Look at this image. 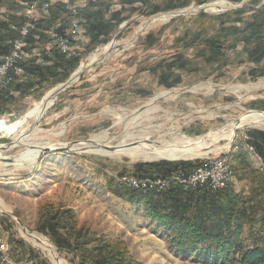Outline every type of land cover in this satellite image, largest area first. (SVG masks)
Masks as SVG:
<instances>
[{
  "label": "rangeland",
  "instance_id": "374dc122",
  "mask_svg": "<svg viewBox=\"0 0 264 264\" xmlns=\"http://www.w3.org/2000/svg\"><path fill=\"white\" fill-rule=\"evenodd\" d=\"M76 1L79 0H71V4L74 5ZM118 1L113 4V9H121L117 5ZM197 1L193 0L186 8L151 17L136 12L130 20L133 24L126 30L123 25L127 23L122 24L120 29L124 31L115 35L107 44L118 46L75 81L74 74L80 66L106 45L86 56L90 43L79 45L82 46L80 48L73 45V53L77 50V56L83 55V59L64 84L48 89L40 100L35 98L36 95L26 97L18 101L10 113L0 115V148L10 144L12 147L2 151V157L24 160L12 164L0 162V210L9 215L0 214V236L8 243L10 239L23 241L27 246V255L32 250L36 252L35 258L30 259L28 256L19 263L53 264L49 254L29 240L22 227L27 233L48 240L56 248L49 237L38 231V227L47 210L62 208L73 212L74 222L78 227L84 228L86 234L100 233L102 237L123 241L135 264H203L178 255L170 246L163 228L146 217L142 206H132L127 199L115 197L117 191L131 189L120 179L127 177L154 181L168 179L177 172L186 175L177 170L167 177H156L144 171H136V167L208 162L230 153L234 147L247 150V146H250V139H245L247 131L264 132V124L238 130L231 142L220 140L207 145L200 150L201 158L190 161H133L127 156L95 153L96 150L102 151L103 146L116 148L112 152L108 151L114 153L130 143L132 146L147 142L170 144L181 137L192 141L217 134L250 111L264 112V78L248 80L245 75L247 65L244 64L225 68L205 65L196 57L195 49L184 51L195 69L193 73L184 76L181 85L165 89L157 84L152 68L182 50L185 41L181 37L195 36L203 26L208 31H215L217 25L214 17L241 9L250 2L247 0L241 6L242 2L225 0L230 4L229 8L209 9L211 4L220 0L206 1L202 5H198ZM260 1L264 4V0ZM11 3L12 0H0V23H7L0 30L7 46L13 36L10 26L15 25H8L7 20L12 17L15 20L13 22L19 25L25 10L21 11L17 5L9 6ZM200 13L207 15L201 19L203 25L198 19ZM167 14L171 16L165 20L159 18ZM54 15L52 12L48 24L57 22L54 21ZM124 15L127 16V13ZM41 29L46 31L45 27ZM149 35L153 38L147 39ZM222 73L224 76H220ZM71 79L72 82L68 83ZM68 84L69 88L62 90L54 105L39 122H35L32 113L36 105L51 91ZM27 136L29 145L14 146L18 139ZM95 137H100L102 143L100 141L98 146H87V142L95 143ZM145 139L148 141H144ZM228 143L229 148L223 150ZM66 147L69 152L41 154L43 148ZM246 152L250 155L253 167L264 172V160L255 148L253 154ZM257 183L259 180L254 182L249 174L244 181L234 177L232 187L235 191H243L248 195L252 186ZM175 186L177 185L169 188ZM110 187H113L112 192ZM137 191L151 192L142 189ZM251 212L253 219L262 216L261 208H254ZM12 215L21 225L12 219ZM240 243L245 248H264V234L257 227L245 225ZM55 252L57 254L56 249ZM58 256L64 264H77L71 261L70 256ZM12 258H15L14 254Z\"/></svg>",
  "mask_w": 264,
  "mask_h": 264
},
{
  "label": "trees",
  "instance_id": "16d2710c",
  "mask_svg": "<svg viewBox=\"0 0 264 264\" xmlns=\"http://www.w3.org/2000/svg\"><path fill=\"white\" fill-rule=\"evenodd\" d=\"M161 1L126 0L124 5L133 6L138 3L140 6L131 7L130 10L125 8L117 10L106 19L104 12L84 13L86 27H89L90 32V44L85 56L107 45L115 35L124 31L120 29L122 24L127 23L125 30L129 28L133 24L130 22L132 15L136 12L145 17H151L162 12L186 8L193 0H166L164 6ZM206 1L212 0L197 2L198 5H202ZM230 1L243 2V0ZM261 3L260 0H250L241 9L214 17L217 29L213 32L203 26L195 36L181 37L180 39L185 41L182 50L169 56L166 61H160L152 68L157 84L165 89H173L181 85L184 76L193 73L195 68L192 66L191 59L184 54L190 49L197 50L196 57L200 58L205 65H218L219 68H225L244 64L247 65L245 75L248 80L264 78V4ZM54 8L57 12H67L62 6L55 5L52 9L55 18L57 14ZM125 13L127 16L124 15ZM206 17L204 13L198 15L202 25L201 19ZM9 20L7 21L9 24L14 21ZM46 22L41 20L34 24L36 28L30 31L25 46L35 42L33 31L45 25ZM22 25L23 23L19 27ZM5 26L7 23H0V29ZM45 26L47 28V25ZM152 38L149 35L147 39ZM6 45L1 35L0 46L4 52L7 50ZM150 46L153 45L150 44ZM82 56L74 53L66 56L53 51L50 65L25 63L24 72L34 77L35 82L31 86H25L13 80L9 88L18 93L17 95L1 91L0 115L10 113L11 108L26 97L36 95L35 98L40 100L48 89L64 84L79 67ZM220 76H224V73ZM34 86L37 89L31 94L29 89ZM247 136L250 139L248 145L254 147L257 154L264 160V132L247 131ZM246 151L245 148L234 147L229 153V161L233 178L238 177L239 181H244L250 174L254 182L259 180V183L252 186L248 195H245L243 191H235L231 184L224 190H213L208 186H201L184 191L175 186L162 192H142L124 187L125 189L115 193V197L127 199L132 206H142L146 217L163 228L168 235L170 246L183 258H191L192 261L203 264H264V248L259 246L245 248L240 243L245 225L257 227L259 232L264 234V172L253 167L250 155ZM205 163V161H196L138 165L136 171H144L156 177H167L177 170L188 175L204 166ZM109 189L113 191V187ZM254 208L262 209V216L258 219L251 217V211ZM45 213L38 231L49 237L62 256H70L72 262L135 264L123 241L102 237L100 233L86 234L84 228L78 227L74 222L71 210L65 211L61 208L51 211L49 209ZM9 244L16 262H23L28 256L30 259L36 257L34 250L27 255V246L21 240L10 239Z\"/></svg>",
  "mask_w": 264,
  "mask_h": 264
},
{
  "label": "built area",
  "instance_id": "2783aa9c",
  "mask_svg": "<svg viewBox=\"0 0 264 264\" xmlns=\"http://www.w3.org/2000/svg\"><path fill=\"white\" fill-rule=\"evenodd\" d=\"M59 0H34L23 12L25 24L21 27L11 25L15 37L10 41L6 52L0 46V92L8 88L12 77L23 79L25 72L22 64L28 59L25 51V41L34 24L45 20L52 15V9ZM60 22H49L45 35L49 41L51 51L70 56L73 53V42L80 32V22L75 21L66 34L60 33ZM245 139L249 140L246 136ZM247 151L254 153V148L247 146ZM120 181L131 189L151 192H162L171 185H177L184 191L196 189L201 186L211 187L213 190H224L233 183V174L229 161V153L210 160L204 166L184 175L180 172L173 174L165 180H138L123 177ZM0 264H21L12 258V247L0 236Z\"/></svg>",
  "mask_w": 264,
  "mask_h": 264
},
{
  "label": "bare ground",
  "instance_id": "6f19581e",
  "mask_svg": "<svg viewBox=\"0 0 264 264\" xmlns=\"http://www.w3.org/2000/svg\"><path fill=\"white\" fill-rule=\"evenodd\" d=\"M229 6H230V4L227 1L220 0V1H217L213 4H211L208 8L209 9L210 8L215 9L218 7L219 8H227V7L229 8ZM170 16H171L170 14L169 15L167 14V15L161 16L159 18L162 20L163 19L165 20V19L169 18ZM117 46H118V44H112L111 46L108 45L107 47H105V48L99 50L97 53H95L87 63L82 64L80 66L77 74L74 76V81L77 80L79 74L84 73L92 65L97 63L98 60H100L105 55V53L108 51V49H110V48L114 49V47H117ZM59 91H60L59 89L51 91L49 94L46 95V97L39 104L36 105V107L32 113V118L35 122H39L42 119V117L45 115V113L48 111V109H50L54 105V102L57 98ZM26 117H27V115H26ZM229 124H228V126L219 130L220 132H218L215 135L209 134L207 137L192 139V141L190 139H188L187 137H181V139H179L173 143H170V144H165L162 142H161V144L148 143L147 142V143H144L141 145L139 144V146H134V145L132 146V144L130 143V144L124 145L121 150H118L114 153H110L108 151L104 152V150H102V151L96 150L95 153L107 154L109 156H115V157L116 156L117 157L118 156H127V157L133 159V161L134 160H137V161L141 160V161H145V162H156V161L170 160V159L182 160V161L195 160V159H198L200 156H202V154L200 153V150L202 148L206 147L207 145H213L220 140H223V141L228 140L229 142H231V140L234 139V133L236 131H238L244 127H248V126H254L255 127V126L263 125L264 124V113L261 114V113L255 112L252 114H246L241 118L239 125H236L235 123H232L230 125ZM28 138L29 137L27 136V137H22V138L18 139L17 142L14 143V146L29 145V144H27V141L29 140ZM102 138H104V136ZM101 140L102 139L100 137H97V138L95 137V139H94L95 143L93 142V144H96V146H98L97 143H99ZM144 141H148V140L145 139ZM140 142H142V141H140ZM101 143H102V141H101ZM135 144H137V143H135ZM91 146H93V145H91ZM229 146L230 145L228 143V145L224 146L222 149L223 150L228 149ZM28 147H34V146H28ZM6 148H8V147L0 148V162L9 164V163L3 161L6 158H3L1 155V152L4 151V149H6ZM10 148H12V147H10ZM41 152H42V150H41ZM90 152H93V151H90ZM15 161L16 160L13 159V163H15ZM16 162H24V160L20 158V159H17ZM26 236L28 237L29 240L38 244V246L43 251H45V252H47V254H49V256L51 257V259L53 261V264H64L62 259L56 254V252H55L56 248L51 243H49L48 240H45V239L37 236L36 234L27 233Z\"/></svg>",
  "mask_w": 264,
  "mask_h": 264
},
{
  "label": "crops",
  "instance_id": "0c3cea01",
  "mask_svg": "<svg viewBox=\"0 0 264 264\" xmlns=\"http://www.w3.org/2000/svg\"><path fill=\"white\" fill-rule=\"evenodd\" d=\"M33 1L34 0H12V3L8 4V5L9 6L17 5L22 11L23 9H26ZM115 1L116 0H79V1H76V3L74 5H72L71 0H60V1H58L57 5L62 6L68 13L62 12V11L57 12V9L54 8V11L56 10V14H57L56 15L57 18H55L54 21L59 20V22H61V28H60L61 34H66L73 22H75V21L80 22V24H81L80 25V32H79L80 34L77 37V39H74V43H73V45L75 47L78 46L80 48L82 46H79V45H83L85 43H87V44L90 43V32H89V27L88 28L86 27L87 24H86V20L84 17V13L86 14V12H89V11L90 12H97V11L98 12H104L105 13L104 18L105 19L109 18L111 13L117 11L116 9L112 8L113 4H116ZM125 1L126 0H119L117 5H119L121 9L125 8L127 10H130L131 7L138 8L140 6V4H138V3L134 4L133 6H127V5H124ZM165 2H166V0H162L161 4L164 6L166 4ZM66 18H67V20H66ZM11 19H12V17H11ZM12 20H14V19H12ZM19 22H20L19 25L22 23L24 25L26 22L25 17H23V20H20ZM12 24L16 25V23H12ZM19 25H17V26H19ZM45 25H47V27H48V22H46ZM45 25H43L42 27H38L35 31H33L35 42H33V44L30 46H26L25 51L27 53L28 59L22 64V66L25 63L28 64L29 62L34 63L35 65H39V64L40 65L41 64L42 65H50L52 63L51 61L53 59V51L50 50V46L48 43L49 41L45 35V31L43 32V30L41 29V28L45 27V30H46L47 28ZM34 27L36 28V26H34ZM34 27L32 28V30L34 29ZM10 30H11V28H10ZM1 31L2 30H0V36L2 34ZM13 35H14V37L16 36L15 33H13ZM8 48L9 47L7 46V49ZM2 52H4V51H2ZM74 54L78 55L77 50H75ZM25 74H27V73L25 72ZM13 80L14 81L16 80L15 82L22 84V85H25V86H31L35 82V78L28 75V74L24 75L23 79H19L17 77H12L10 80V83ZM10 83H9V85H10ZM9 85H8V88L4 91H8L11 94L17 95L18 93L13 92L11 90V88H9L10 87ZM36 89H37V87H35V86L33 88L31 87L29 89V92L32 94L36 91ZM29 97H31V96H29Z\"/></svg>",
  "mask_w": 264,
  "mask_h": 264
},
{
  "label": "water",
  "instance_id": "95a60500",
  "mask_svg": "<svg viewBox=\"0 0 264 264\" xmlns=\"http://www.w3.org/2000/svg\"><path fill=\"white\" fill-rule=\"evenodd\" d=\"M247 0H244L242 3H241V6L246 2ZM126 26V24H124L123 25V28ZM115 42V40H113V43ZM105 47H107V45L105 46ZM104 47V48H105ZM112 51V48H110V49H108V51L105 53V54H108V53H110ZM96 64V63H95ZM94 64V65H95ZM94 65H92V66H94ZM79 70V69H78ZM78 72V71H77ZM77 72L74 74V75H76L77 74ZM82 74L83 73H81V74H79L78 75V79L82 76ZM72 82V79L68 82V83H71ZM69 88V84L68 85H62V86H60L59 88H57V89H59L60 91H59V93L62 91V90H64V89H68ZM56 90V89H55ZM58 93V94H59ZM252 113H255V111H250V112H248L247 114H252ZM257 113H264V112H257ZM240 121H241V118L239 119V120H237L236 121V125H239L240 124ZM237 132V131H236ZM236 132L234 133V135L236 134ZM88 145H93V142H87V146ZM12 146H13V144H12ZM136 146H139L138 144H136ZM6 147H8V148H6V149H4V151L5 150H8L10 147H11V144L10 145H7ZM101 149L102 150H105V151H110V152H112V151H114V150H116V148H113V147H106V146H103V147H101ZM70 150L66 147V148H64V149H58V148H55V149H53V148H43L42 149V153L41 154H44V153H50V152H57V153H60V152H69ZM40 157H41V155H40ZM4 162H7V163H9V164H12L13 163V158H9V159H4L3 160ZM0 214L2 215V216H9L7 213H5V212H3V211H0ZM12 217V219L14 220V221H16V223H18L19 225H21L20 224V221L15 217V216H11ZM22 229H23V232L25 233V234H27V231L22 227ZM56 251H57V254L59 255L60 253H59V251H58V249L56 248Z\"/></svg>",
  "mask_w": 264,
  "mask_h": 264
}]
</instances>
